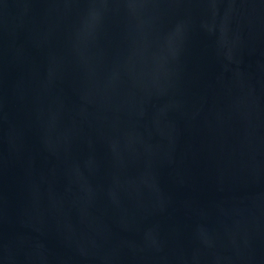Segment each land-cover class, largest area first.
<instances>
[{
    "label": "water",
    "instance_id": "obj_1",
    "mask_svg": "<svg viewBox=\"0 0 264 264\" xmlns=\"http://www.w3.org/2000/svg\"><path fill=\"white\" fill-rule=\"evenodd\" d=\"M0 264H264V0H0Z\"/></svg>",
    "mask_w": 264,
    "mask_h": 264
}]
</instances>
